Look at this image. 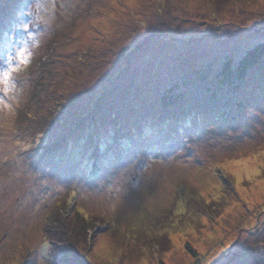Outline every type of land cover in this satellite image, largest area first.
Returning a JSON list of instances; mask_svg holds the SVG:
<instances>
[{
	"label": "rangeland",
	"instance_id": "rangeland-1",
	"mask_svg": "<svg viewBox=\"0 0 264 264\" xmlns=\"http://www.w3.org/2000/svg\"><path fill=\"white\" fill-rule=\"evenodd\" d=\"M263 40L264 0H0V264H264V60L241 82L236 119L182 116L122 140L109 116L89 134L95 115L155 102L173 75L199 91V70L212 78ZM112 87L92 116L93 94ZM68 116L77 155L40 160ZM99 137L115 142L91 177L85 149ZM77 209L94 227L71 230Z\"/></svg>",
	"mask_w": 264,
	"mask_h": 264
},
{
	"label": "trees",
	"instance_id": "trees-1",
	"mask_svg": "<svg viewBox=\"0 0 264 264\" xmlns=\"http://www.w3.org/2000/svg\"><path fill=\"white\" fill-rule=\"evenodd\" d=\"M128 46L129 48H127V50L125 51L124 57H126V59L127 58L131 59L132 58L131 56L134 54L135 50L138 48L139 45L136 44L132 46V44H129ZM53 49L54 47L51 48V52L53 51ZM48 55L49 54L45 56H48ZM263 60H264V40L259 41V43L249 47L245 51V53L242 54V56L238 59L237 64L234 65L231 59L229 58L226 59L225 62L223 63L222 69L218 70L217 73H214L212 78L208 77L210 73L207 72L206 69L199 70L198 74L200 75V80L203 82H202V85H200V80H198L199 82L198 85H194L198 87L199 91L196 90L197 88H192L193 86H186L188 83L185 81L184 75L183 76L173 75L172 78L167 82L166 89L160 93L159 95L160 98L155 100V102L151 100L150 103H146V106H143L144 108L140 106H136L137 104L136 105L133 104L134 105L133 109L131 111H127V110L121 109L120 105H118L119 111H117L114 105L111 107V111H109L110 115L103 116V117H100L101 114L100 115L97 114V116L95 115V118H93L94 120L92 122L93 126L89 128V131H90L89 134L92 135L93 131L96 132V127L102 128L104 126L103 123L105 122L104 119L102 118L109 117V116L110 117L108 118L107 121H109V124L114 125V129H112V131H114V133H117L118 135L120 133V137L122 138V140H125L126 138H128L127 135L128 133H130V131L136 130L141 127L144 128L147 123L155 124L157 122H160L162 128L165 126L166 127L169 126L170 128H172V126L170 124L168 125L167 122H169V120L174 121L176 119H179L182 116L185 117L184 121H189V122H192V121L196 122L197 120H200V121L205 120L207 122L213 123L212 121H209L207 118H212L214 119L215 122H217V120L219 119L227 120L228 118H230V116L233 119H236L237 116L235 114H238V112L240 111L238 109L243 110L244 109L243 107L245 106L244 104L245 98L241 97L240 95H237V93L242 88L241 82L242 83L245 82L247 80L250 70L253 67L259 66ZM129 63L130 62L128 61V65L126 66V69H121L117 73L118 76L121 73H124L125 71H127L128 67H130ZM128 86H129L128 84L125 86L127 91H129L132 87V86L130 87ZM257 89L264 90V82L258 85ZM112 90L116 91L118 90V88L115 89L114 87H112L106 90H101L97 92L96 94H93L92 98L90 99L91 100L90 106L88 107L89 108L88 110H90L89 113L92 114V116L95 114V112L100 113V111H102L100 108V105H102V102L105 97L107 98L110 95H112V92H113ZM230 92L233 93L235 96L232 98H229L227 94L228 93L230 94ZM60 101L62 100L59 99L55 103L60 104ZM66 101L69 102L68 105H72V100L70 98H67L63 102H66ZM217 108H219L220 111H218ZM58 109L59 111H63L64 107L60 105ZM207 109H216L218 112L210 113L207 111ZM233 109L236 110L237 113L233 112ZM61 113L58 112L59 115ZM58 114L56 116L54 114L51 117L52 118L57 117L59 116ZM81 114L84 115L86 113L81 112ZM51 117H46V118H49L50 121H47V120L43 121V125H48L46 126L47 129L48 127H50L51 129L52 125H58V129H55L54 131L55 134L54 133L52 134L57 135L61 131L62 128L66 129L65 120L68 119L67 117H64L62 120H59V121L58 120L54 121L56 123L52 122ZM68 117L72 119L69 121H72V123L75 121V123H73L69 129L65 130L66 136L64 138V142L62 143V145L61 143L59 144L61 146L57 145L56 148H53L52 150L47 151L45 154H42L40 160H43V161H48V159L51 161L57 160V158L52 160L51 159L52 156H55V157L60 156V159L64 160L63 158L69 159L71 156H73L72 155L73 153L77 155L78 153L77 150L79 149V147L73 148L74 150L71 152H69L68 150L70 148L72 149V146L74 144L72 142L73 141L72 132H74L75 130H78L80 124L76 119H73L70 116ZM129 119H132V120L135 119V123H130L129 125L127 122ZM105 123L108 124L107 122ZM74 124H77V126ZM146 126H148V124ZM173 127L177 131V132H173V135H176L177 133V135L182 136L184 133H186V130H184L182 126L180 128L178 126H173ZM153 129L156 131L157 128L153 127ZM42 132L47 133L48 137L49 135H51L50 130H47V131L44 130ZM111 140L112 142L114 141V139H111ZM92 141L93 143L91 141H87V146L85 149L87 158L85 157L86 164L83 166L85 168H88V172H90L89 175L91 177H96V176L101 175V173H104L107 167L106 160L108 158L100 160L99 154L105 152L104 150L105 147L108 148L106 149V152L108 153V157L112 156L113 151L110 148V145H108L110 142L108 138L99 137L96 141H95V138ZM127 143L130 145V138L127 139ZM83 152L81 151L80 153H83ZM219 176L222 177L221 175ZM224 182L226 185V181ZM205 211L207 212V210ZM75 215H76L77 222L75 223L74 226L70 225V228L72 227L71 230L73 232L77 231L76 229L78 228L80 229L79 226H81V228L84 227L85 229L94 227L93 220L90 219V216H87V214H85L80 209L76 210ZM79 222H81L82 224L80 225ZM63 228H65V226L61 227V230H60V227L57 228L58 231L54 233L56 229L54 230L53 224H50L46 228V230H47V233L49 231H52L51 234L54 233L55 235L60 236L55 239H57L58 241L64 242V241L71 239V235L69 234V232L65 234ZM80 231L81 229L78 230L77 232L79 233ZM60 233L63 235H61ZM189 243L190 242L187 243L188 249L190 250V252L196 255L197 253L196 249L193 248ZM196 263L197 262H194L193 264H196ZM161 264H166V263L161 261Z\"/></svg>",
	"mask_w": 264,
	"mask_h": 264
}]
</instances>
